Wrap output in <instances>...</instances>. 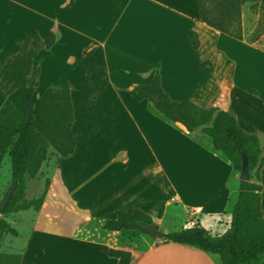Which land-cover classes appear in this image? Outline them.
I'll return each instance as SVG.
<instances>
[{
  "label": "crops",
  "instance_id": "crops-1",
  "mask_svg": "<svg viewBox=\"0 0 264 264\" xmlns=\"http://www.w3.org/2000/svg\"><path fill=\"white\" fill-rule=\"evenodd\" d=\"M199 15L195 0H0V106L16 90L10 64L24 37L51 31L54 43L33 61L56 76L39 90L67 82L74 113V151L44 161L36 174L45 168L44 180L26 178L27 200L40 196L47 180L39 210L4 218L17 231L6 234L19 264H118L110 249L127 251L128 264H222L219 254L195 246L102 228L136 209L164 232L200 223L220 235L230 225L239 171L201 126L187 130L134 91L157 71L172 100L227 111L264 145V34L250 35L243 9L242 39ZM9 180L5 152L0 193ZM254 182L262 185L264 211V165ZM178 215L182 226H175Z\"/></svg>",
  "mask_w": 264,
  "mask_h": 264
},
{
  "label": "trees",
  "instance_id": "trees-1",
  "mask_svg": "<svg viewBox=\"0 0 264 264\" xmlns=\"http://www.w3.org/2000/svg\"><path fill=\"white\" fill-rule=\"evenodd\" d=\"M196 1L202 22L236 39L243 36L242 5L257 1L264 5V0ZM188 35L192 47L197 49L200 45L198 33L191 29ZM54 41L51 31L45 36L37 31L29 32L10 64V77L16 90L0 106V156L9 153L11 184L15 182L16 187L0 213V248L6 233L17 235L15 228L1 214L30 207L39 210L42 204L47 180L44 191L37 198L25 199L24 191L26 178L36 176L47 159L48 148L52 147L55 156H66L74 151L71 130L74 113L68 83L62 82L41 92L37 90L40 69L34 64V57L41 49L51 47ZM204 64L206 61H202ZM134 91L139 100L147 98L164 116L180 122L187 130L201 126L202 132L212 138L214 148L222 151L237 171H241L243 156H246L250 175L249 181L239 179L230 225L223 233L212 235L202 224L194 223L181 230H159L157 238L217 253L222 264H264V211L260 208L262 185L251 180L252 174L260 179V169L264 165V145L258 135L244 131L235 116L227 111L216 107L203 108L189 99L172 100L162 89L157 71L150 83L138 84ZM32 97L33 115H28ZM136 221L154 223L147 213L136 209L107 219L102 228L141 231L133 225ZM109 254L119 259L118 264L129 263L127 251L110 249ZM20 260V254L0 249V264H19Z\"/></svg>",
  "mask_w": 264,
  "mask_h": 264
},
{
  "label": "rangeland",
  "instance_id": "rangeland-1",
  "mask_svg": "<svg viewBox=\"0 0 264 264\" xmlns=\"http://www.w3.org/2000/svg\"><path fill=\"white\" fill-rule=\"evenodd\" d=\"M242 9H243V17H244L243 22L245 24V27L250 29L249 33H250V35H252V37L257 36L258 38H260L262 36V34H264V5L261 3V1L253 2V3L247 2L243 5ZM38 67L40 69V73H39V77H38L39 85H38L37 90H38V92H41L42 90H39V87L41 88V86L47 85L50 82H52L55 79L56 72L52 69L51 66L45 64L42 61H40ZM54 155H55V151L52 149V147H49L48 148V156H47V159L45 160V162L47 161V166L53 162V156ZM45 170L46 169L43 168V170L35 178L36 179L41 178L42 180H44ZM251 177L254 181V175L253 174ZM10 184H11V180H9L7 182V184L5 185V188L3 190L4 192L10 186ZM29 190H30L29 192H32L33 188L30 187ZM33 191H35V190H33ZM36 194L39 195V192ZM2 196H3V193H0V199L2 198ZM14 212L15 211L4 213V214L2 213L1 217L5 218V219H10L11 215ZM181 224L182 223H181L179 215H178V220H176L175 226H182ZM9 237H10V234H5V236H3L2 246L0 248L2 251L10 252L11 247H10V243H9V241H10Z\"/></svg>",
  "mask_w": 264,
  "mask_h": 264
},
{
  "label": "water",
  "instance_id": "water-1",
  "mask_svg": "<svg viewBox=\"0 0 264 264\" xmlns=\"http://www.w3.org/2000/svg\"><path fill=\"white\" fill-rule=\"evenodd\" d=\"M33 97L29 101V105L27 108V114L28 115H33ZM239 179L241 180H250V175L248 172V167H247V162H246V156H243V161H242V167L241 171L239 172ZM16 187V183H12L7 192L2 196L0 199V213L4 209V207L7 204V200L11 196L12 192L14 191V188ZM133 225L137 226L140 228V230L147 235H149L151 238L156 239L158 232H159V227L154 224V223H146L144 221H136L133 223Z\"/></svg>",
  "mask_w": 264,
  "mask_h": 264
},
{
  "label": "built area",
  "instance_id": "built-area-1",
  "mask_svg": "<svg viewBox=\"0 0 264 264\" xmlns=\"http://www.w3.org/2000/svg\"><path fill=\"white\" fill-rule=\"evenodd\" d=\"M199 207L194 208L192 211H198Z\"/></svg>",
  "mask_w": 264,
  "mask_h": 264
}]
</instances>
